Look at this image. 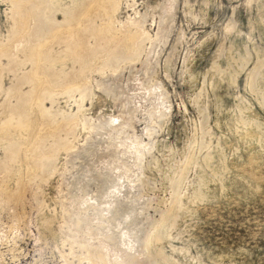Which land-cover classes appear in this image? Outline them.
<instances>
[{"label": "rangeland", "instance_id": "obj_1", "mask_svg": "<svg viewBox=\"0 0 264 264\" xmlns=\"http://www.w3.org/2000/svg\"><path fill=\"white\" fill-rule=\"evenodd\" d=\"M99 248L264 264V0H0V264Z\"/></svg>", "mask_w": 264, "mask_h": 264}, {"label": "bare ground", "instance_id": "obj_2", "mask_svg": "<svg viewBox=\"0 0 264 264\" xmlns=\"http://www.w3.org/2000/svg\"><path fill=\"white\" fill-rule=\"evenodd\" d=\"M46 108H47V107H45V109H46ZM45 109H44V110H45ZM67 142H68V141H67ZM65 143H66V142H65ZM74 176H76V175H74ZM78 177H79V176H78ZM92 177H93V176H92ZM75 178H76V177H75ZM74 181H75V180H74ZM97 181H98V180H97ZM97 181H96V183H97ZM88 182H89V181H88ZM88 182H87V183H88ZM99 183H101V182H99ZM77 185H78V184H77ZM86 185H87V184H86ZM77 187H79V186H77ZM75 188H76V187H75ZM86 188H87V186H86ZM84 191H85V190H83V192H84ZM86 191H87V190H86ZM84 193H85V192H84ZM74 195H75V193H74ZM77 195H79V194H77ZM77 195H76L75 197H78ZM87 195H88V194H87ZM98 195H99V194H98ZM71 196H72V194H71ZM72 197H73V196H72ZM96 197H98V196L96 195ZM96 201L98 202V203H97L98 206L100 205V204H99L100 202L102 203V201H101L99 198H96ZM93 205H94V204H93ZM87 207H88V206H87ZM94 207H95V210H98V213L101 212V211H99V210H100V209H99L100 207L97 208V206H95V205H94ZM90 211H91V210H90ZM95 212H96V211H95ZM96 213H97V212H96ZM113 213H116V212H113ZM117 213H118V211H117ZM101 214H102V213H101ZM103 214H104V213H103ZM96 215H97V214H96ZM113 215H114V214H113ZM76 216H77V215H76ZM97 216H98V215H97ZM100 216H101V215H99L98 217H100ZM100 218H101V217H100ZM113 218H114V217H113ZM115 218H116V217H115ZM102 219H103V218H101V220H100L101 222H102ZM112 220H113V219H112ZM114 220H115V219H114ZM114 220H113V221H114ZM107 221H108V220H107ZM79 222H80V218H78V224H79ZM109 222H110V220H109ZM124 229H126V228H124ZM126 231H128V230H126ZM116 235H117V232H116ZM109 238H110L111 241H114L112 235L109 236ZM77 241H78V240H77ZM79 243H80V244H84L83 242H79ZM145 245H147L146 240H145ZM145 245H144V246H145ZM147 247H148V246H147ZM86 249H87V248H86ZM87 251H88L89 254L92 253V250H91L90 248H88ZM114 251H117V249H114ZM95 252H96V251H95ZM93 253H94V252H93ZM89 254L86 255V257H88V258L90 259L89 261H93L92 258L90 257L91 255H89ZM97 254H98L99 257L103 258V260L105 261L106 264H108V262H110V261L112 262V264H119V263L117 262L118 258L112 260V254H111L109 251H107L106 249H100V248H99V249L97 250ZM97 254H96V255H97ZM80 257H81V256H80ZM78 260H79V258H78ZM81 260H82V259H81ZM104 261H103V262H104ZM81 262H82V261H81ZM93 263H94V262H93ZM71 264H72V263H71ZM73 264H75V263H73ZM79 264H83V263H79ZM88 264H89V263H88Z\"/></svg>", "mask_w": 264, "mask_h": 264}]
</instances>
